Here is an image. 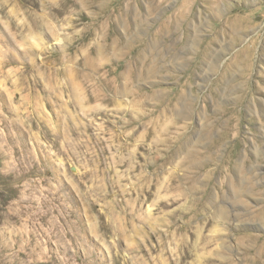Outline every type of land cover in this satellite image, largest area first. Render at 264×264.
<instances>
[{"label": "rangeland", "instance_id": "obj_1", "mask_svg": "<svg viewBox=\"0 0 264 264\" xmlns=\"http://www.w3.org/2000/svg\"><path fill=\"white\" fill-rule=\"evenodd\" d=\"M42 2L0 0V264H168L200 229L205 264H264V0H137V100L87 90L127 49L112 0Z\"/></svg>", "mask_w": 264, "mask_h": 264}, {"label": "bare ground", "instance_id": "obj_2", "mask_svg": "<svg viewBox=\"0 0 264 264\" xmlns=\"http://www.w3.org/2000/svg\"><path fill=\"white\" fill-rule=\"evenodd\" d=\"M136 1L137 0H129L126 4H123V3H121L120 0H112V2L107 4V6L104 7L103 11L100 12L101 16H98V19L104 18L107 21L108 19L109 20H115V18L117 17L118 21H120V23L123 24L124 32H125V35L127 36L126 37V43H127L126 48L127 49L122 51L121 56L119 58L120 63H118L115 66L112 65L113 63L111 65H109L107 63L108 65L104 64V66L102 67L103 68L102 70H104V71H103V75L102 76L100 75V79H101V82L103 81L102 84H103L104 88H101V86H98V85H97L98 88L97 87L93 88V85H91L88 89L86 88L89 92H91V93L96 92L97 93V91H98V94H103V92H104V95H107V93H105L104 89L106 91H111V89H113L114 91H120V92L123 91L124 93H130L134 97L133 99H135V100H137V97L140 96L139 91L128 88V82L131 78L135 77V71L133 69H129V68L124 69V66L126 64L125 62L129 60V57L135 56V54L137 55L138 52L140 53L141 43L139 45V41L137 39H134L133 37H131V35L134 36V30H135L133 28L132 23H130L128 20L123 21V16L125 13H127L128 11L129 12L131 11V13H132L133 11L135 12V9H137V4H135ZM105 2L106 1H101L100 5H103ZM88 6H89V0H43V2H42V7L44 9H48L52 13L63 17V20H66V21L69 20L70 14H73L74 12L83 13ZM66 15H68V16H66ZM131 18L134 20V22H138L140 20L139 14L137 12L133 13ZM79 19H77V20H79ZM81 19H83V18H81ZM25 26L28 28V25L25 24ZM31 26H32V28L35 27V24L29 23V28ZM104 33H105V35H104L105 43L102 47L103 51L106 49L104 47H109V48L116 50L120 46V43H121L120 39L117 38L116 36H114V34H112L110 29H107L106 32H104ZM104 57H105V55H104ZM112 74H117L120 76L123 75L122 77L127 79V81L124 83V86H122V85L118 86L117 85V83H118L117 77L118 76L111 77L110 75H112ZM122 87L125 89H120ZM104 100H106V102H109V103L112 102L111 98L104 97ZM179 104H180V107L178 106L179 108L177 109V113L180 115L181 118L188 117L191 114L190 110H192V109L189 108L188 103L186 102V98H185L183 93L178 98V104L177 105H179ZM176 137H177V134L174 133L173 135L169 136L168 141H172ZM132 161H134V162L132 163ZM135 164H137L136 166L138 167V163L135 160H132V158H130V157H127V159H125V157H124V159H122V162H121V166H125L128 170L127 172L132 174V177L136 176V174H134V172H136L135 170H137V168L135 167V170H134V167H132V165H135ZM138 175H139V173H138ZM150 194H152V193H148V192L144 193L143 191L142 192L140 191L139 193H137V198L135 200H138V199L140 200V198L145 197V196H149ZM134 195H135V193H134ZM110 196H111V190H109V188H108L107 194L105 195V197L104 196L103 197L107 198ZM129 200H130V198H129ZM140 202L143 203L142 200L137 202V203L141 204ZM200 230L195 231L194 239H192V240H188V239H184V238L182 239L180 246L178 245L180 248V251H181L180 256L171 259L168 264H179L181 262H186L187 257H190L193 254V250L197 251V252H195L196 253V261H198L197 264H205V262H204L205 256L201 252L198 253V250L200 249V245L202 246L201 242H199V239L201 240L200 234H199ZM242 249L243 248L240 246L239 251H242ZM225 259L230 260L231 258L225 256ZM243 260H245V257L240 256L237 264H242ZM209 263H210V260L207 259V264H209Z\"/></svg>", "mask_w": 264, "mask_h": 264}]
</instances>
